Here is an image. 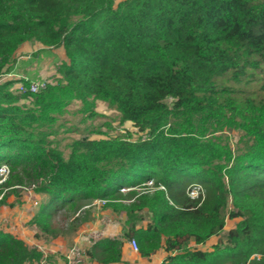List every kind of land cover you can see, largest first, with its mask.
I'll list each match as a JSON object with an SVG mask.
<instances>
[{"label": "trees", "instance_id": "obj_1", "mask_svg": "<svg viewBox=\"0 0 264 264\" xmlns=\"http://www.w3.org/2000/svg\"><path fill=\"white\" fill-rule=\"evenodd\" d=\"M27 41L62 46L68 58L63 79L38 93L0 82V168H9L0 186L26 177L50 196L32 223L57 237L59 210L100 200L126 221L120 235L89 241L91 262L130 264L123 246L134 238L143 257L174 253L161 264H264V100L229 83L251 76L264 89V0H0V80ZM74 100L87 116L105 101L144 137L84 139L91 130L66 156L50 138ZM223 127L243 132V149L210 135ZM227 218L242 220L225 243L189 246L220 235ZM42 256L0 230V264Z\"/></svg>", "mask_w": 264, "mask_h": 264}, {"label": "rangeland", "instance_id": "obj_2", "mask_svg": "<svg viewBox=\"0 0 264 264\" xmlns=\"http://www.w3.org/2000/svg\"><path fill=\"white\" fill-rule=\"evenodd\" d=\"M115 1L116 4H118L123 0ZM27 54H30L33 57L32 59H35V63L33 65L36 68L34 69L36 74L15 76L13 74L16 73L18 69L15 64L13 70L14 73L11 72L6 74L0 80V82L7 80L14 81V84L10 87L12 92L24 96V94L27 93V91L23 90L27 84L26 81L31 82L43 78H49L53 83H57L63 79L64 76L60 74L59 67L63 64V62L68 61V58L66 56L65 49L62 46H44L42 48L40 47L37 51L35 50L31 52H21L18 50L15 54L16 63L21 56H25ZM41 71L42 74H40ZM258 72L261 75L264 74L263 69H259ZM229 83L234 85L235 89H237L238 96L253 97L257 100H264V89L261 87L260 82L256 77L244 76L239 81L230 80ZM22 101L27 102L28 98H24ZM167 102L172 105L171 98H169ZM95 104L97 114L95 116H87L86 113L80 111L82 106L81 101L74 100L70 107L57 121L56 127L59 129L58 135H54L50 139L54 141L55 145L64 150L66 156L70 153L73 142L76 139H80L85 133L91 130H95L97 133H91L87 136H89V138L96 139L108 138L109 136H126L129 132L132 133V140L144 137L143 133L139 131L132 122L128 121L123 125L121 124V116L116 107L110 106L108 103L101 100H97ZM214 130L215 128H210L209 132H212L210 135L217 137L223 144L228 145L233 151L237 152L244 148V144L240 141V138L243 135L241 130L230 129L227 127ZM3 168H6V165L1 166L0 172L3 171ZM7 174L2 176L3 179L7 176ZM24 179L25 182L23 185L13 187L0 186V195L2 197L0 198V203L5 205H14L12 200H9V198L12 199L13 196H15L17 197L16 202L18 203L16 206L20 209H25L24 207H27V213H31L32 209L25 205V202H27L31 203L30 207L32 208L36 206L38 211L39 206L47 202L50 196L45 195L43 200L36 205L35 199L31 198L36 187L29 183L26 177ZM149 184L153 183L149 182ZM124 193H127L126 190ZM102 205L103 202L100 200H77L74 203L69 204L66 208L59 210L55 214V231L58 232L60 237L57 236L59 237V239H57V237L43 234V241H45V249L43 250L45 251L44 264H90V260L84 254V251L87 246L90 245L91 242L89 241L97 236V234L90 230L92 226L96 225L98 220H100L102 224H112V222L124 224L126 221V214L116 213L115 215H107L104 213L106 210L102 208ZM241 220V218H227L225 230L220 235L212 237L214 245L219 244L220 242L225 243L227 241L229 231L237 227ZM30 224L31 226L35 225L32 223V220L30 221ZM53 238L58 241L55 252H51L52 249L49 248ZM61 242L64 243L61 244ZM191 242L189 243V246L196 248L194 243ZM213 246L210 245L209 250H211ZM255 257L260 258L258 254H254L251 258ZM232 258L233 259L217 261L216 264H238L237 259L235 257ZM27 264H34V262Z\"/></svg>", "mask_w": 264, "mask_h": 264}, {"label": "crops", "instance_id": "obj_3", "mask_svg": "<svg viewBox=\"0 0 264 264\" xmlns=\"http://www.w3.org/2000/svg\"><path fill=\"white\" fill-rule=\"evenodd\" d=\"M45 45H42L38 43L37 41H27L25 42L18 50L21 52H31V51H37L40 49V47H44ZM33 57L30 54H27L25 56H21L20 59L17 60V71L13 75L22 76V75H32L36 74V69L34 67L35 59H32ZM42 74V71L41 73ZM21 83V82H19ZM47 194L33 192L31 198L35 199V204L39 203L43 200L44 196ZM13 196V195H12ZM15 196H13L12 199L9 198V200H12L14 205L9 204L5 205L0 203V230L13 234L17 238L23 240L31 249H38L42 252L43 256L40 261H35L34 264H44V253L43 251L45 249V241H43V234L42 231L36 226L30 224V221L33 219L35 214L37 213V207H30L31 203L25 202V205L28 206L31 210V213H27V207H24L25 209H20L18 206V203L16 202ZM25 199V198H24ZM26 200V199H25ZM104 212L107 215H115L116 213L113 212L110 209H105ZM112 222V221H111ZM92 232L97 234L96 237H104V236H118L123 232V224H120L118 222L110 224H102L100 220L97 221L96 225H93L90 229ZM60 237V236H59ZM57 237V239H59ZM57 239H52L49 248L52 249L51 252L56 251L57 247ZM132 239V238H131ZM131 239H128L124 246H123V259L130 264H161L167 257L174 254L165 248L159 249L155 254L149 256V257H143L139 254V252H136L132 249L130 245ZM64 242H61V244ZM194 243V242H191ZM197 249H201L203 251L209 250V246L214 245V241H212V237L205 243L202 244H195ZM89 246V245H88ZM48 248V247H47ZM48 248V249H49ZM213 249V248H212ZM90 264H98L96 262H91Z\"/></svg>", "mask_w": 264, "mask_h": 264}, {"label": "built area", "instance_id": "obj_4", "mask_svg": "<svg viewBox=\"0 0 264 264\" xmlns=\"http://www.w3.org/2000/svg\"><path fill=\"white\" fill-rule=\"evenodd\" d=\"M53 83L51 79L49 78H43L40 80H35V81H31L29 82L28 86H25L23 88L24 91L30 92V93H38L41 90L45 89L47 87L48 84ZM9 171L8 166L6 165V168H3V173L1 172L2 175H6ZM35 186V185H33ZM201 192V188L200 187H194L191 190V195L193 198H197L200 195ZM0 198L1 195H0ZM130 245L132 247V249L136 252H139V245L136 239L132 238L130 241Z\"/></svg>", "mask_w": 264, "mask_h": 264}, {"label": "water", "instance_id": "obj_5", "mask_svg": "<svg viewBox=\"0 0 264 264\" xmlns=\"http://www.w3.org/2000/svg\"><path fill=\"white\" fill-rule=\"evenodd\" d=\"M88 138H89V136L84 137V139H88Z\"/></svg>", "mask_w": 264, "mask_h": 264}]
</instances>
